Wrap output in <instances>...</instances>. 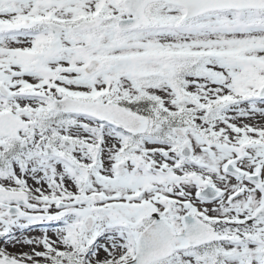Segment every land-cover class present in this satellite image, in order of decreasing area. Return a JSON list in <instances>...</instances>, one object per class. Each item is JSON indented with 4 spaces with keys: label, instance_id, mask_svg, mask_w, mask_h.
Wrapping results in <instances>:
<instances>
[{
    "label": "snow or ice",
    "instance_id": "snow-or-ice-1",
    "mask_svg": "<svg viewBox=\"0 0 264 264\" xmlns=\"http://www.w3.org/2000/svg\"><path fill=\"white\" fill-rule=\"evenodd\" d=\"M0 264H264V0H0Z\"/></svg>",
    "mask_w": 264,
    "mask_h": 264
}]
</instances>
